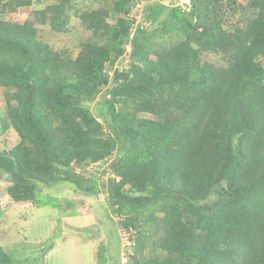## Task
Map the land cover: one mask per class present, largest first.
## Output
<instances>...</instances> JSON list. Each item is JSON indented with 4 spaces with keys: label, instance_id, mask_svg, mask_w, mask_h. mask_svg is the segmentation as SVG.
Here are the masks:
<instances>
[{
    "label": "trees",
    "instance_id": "trees-1",
    "mask_svg": "<svg viewBox=\"0 0 264 264\" xmlns=\"http://www.w3.org/2000/svg\"><path fill=\"white\" fill-rule=\"evenodd\" d=\"M146 2L0 0V129L19 136L0 138L7 197L41 206L52 182L107 194L97 264L119 261V226L126 264H264V0ZM72 14L91 33L76 56L39 28L67 32ZM93 223L80 234L100 237ZM0 264H19L1 243Z\"/></svg>",
    "mask_w": 264,
    "mask_h": 264
},
{
    "label": "rangeland",
    "instance_id": "rangeland-1",
    "mask_svg": "<svg viewBox=\"0 0 264 264\" xmlns=\"http://www.w3.org/2000/svg\"><path fill=\"white\" fill-rule=\"evenodd\" d=\"M55 1L45 0V3ZM98 1L78 0V4L83 8L87 7L86 5L95 6ZM238 1L243 5L247 3V0ZM181 3L185 7V4H189L190 0H181ZM146 5L150 4L144 0V3L138 4L137 7L143 11ZM39 7L40 5L35 4L31 10L35 11ZM8 15L18 21L33 20L35 18L29 8L26 10L20 9L18 12L9 13ZM241 19L242 16L239 13L231 19V22L235 20L243 21ZM148 24L149 22H146V25ZM68 27L69 31L59 33L53 31L48 25H39L40 32L46 41L50 42L55 48L68 49L76 56L79 51V43L81 40L87 39L91 33L84 28L75 14H72ZM6 94V88L0 87V119L5 118L7 113ZM93 112H96L95 108ZM7 124L9 126L6 131L3 128L0 129L1 146L11 149L19 142V136L10 126L8 120ZM100 163H90L87 171H91L92 166H95L94 171H97V173L98 170L103 172L105 167ZM109 177L110 175L105 173L106 181ZM8 184L9 182L5 179L4 174L0 172V243L9 253L15 256V260L19 264L36 262L39 258H42L44 262L54 264L98 263V252L100 255L105 253L107 243L104 242V239H109L108 230L114 227L109 218L113 214H110V206L106 202L107 194L101 192L99 195L90 196L86 194L87 192L75 190L71 182H52L46 185L48 192L44 190L46 194H39L38 196L43 204L31 207L30 203L9 200L7 197ZM53 191L57 194L61 193V202L58 201L60 199L58 195L51 194ZM54 195L57 197H53ZM56 201L58 202L56 203ZM71 206H74L77 213L68 214V209ZM102 218L104 219L103 223H101ZM114 218V222L118 221V216H114ZM93 222L104 224L106 227V230L101 232L100 237H86V234H80L82 232L93 233L95 229ZM58 227L63 229L59 230ZM69 230L70 232H68ZM114 230L120 240L121 251L123 247V253L113 247L111 250L119 261L110 260L108 264H126V262L128 263L129 254L132 253L128 245H132L133 241L126 239L128 233L123 231L120 226ZM66 234H68L67 237H65ZM85 238L89 243L83 241ZM113 242L118 243V241ZM45 251V255L42 256ZM17 254L20 255L17 256Z\"/></svg>",
    "mask_w": 264,
    "mask_h": 264
},
{
    "label": "clouds",
    "instance_id": "clouds-1",
    "mask_svg": "<svg viewBox=\"0 0 264 264\" xmlns=\"http://www.w3.org/2000/svg\"><path fill=\"white\" fill-rule=\"evenodd\" d=\"M180 4H182L183 6H184V4L183 3H181V0H180ZM190 4V3H189ZM189 4H187V5H189ZM138 5V4H137ZM185 7H186V4H185ZM77 171H79V169H77Z\"/></svg>",
    "mask_w": 264,
    "mask_h": 264
},
{
    "label": "built area",
    "instance_id": "built-area-1",
    "mask_svg": "<svg viewBox=\"0 0 264 264\" xmlns=\"http://www.w3.org/2000/svg\"><path fill=\"white\" fill-rule=\"evenodd\" d=\"M129 48V47H128Z\"/></svg>",
    "mask_w": 264,
    "mask_h": 264
}]
</instances>
